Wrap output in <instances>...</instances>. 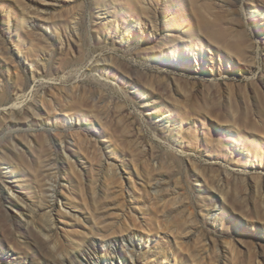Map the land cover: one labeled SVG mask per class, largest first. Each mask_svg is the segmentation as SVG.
<instances>
[{
	"label": "rangeland",
	"instance_id": "rangeland-1",
	"mask_svg": "<svg viewBox=\"0 0 264 264\" xmlns=\"http://www.w3.org/2000/svg\"><path fill=\"white\" fill-rule=\"evenodd\" d=\"M256 8L0 0V264H264ZM200 20L233 74L188 59Z\"/></svg>",
	"mask_w": 264,
	"mask_h": 264
},
{
	"label": "bare ground",
	"instance_id": "bare-ground-1",
	"mask_svg": "<svg viewBox=\"0 0 264 264\" xmlns=\"http://www.w3.org/2000/svg\"><path fill=\"white\" fill-rule=\"evenodd\" d=\"M242 10L244 11V8ZM248 15H249L250 21L252 18L255 17L256 18L255 22H256L257 26H259V24L261 22H263V20H264V9L256 8L255 13L252 11V12H249ZM195 26H196V24H195ZM207 26L208 25H206L205 22L203 23L202 20H200V24L198 23L197 27H194L196 29L195 32L191 31V29H189L190 27L184 30V34H188L187 41H191L195 45V47H187V48H189V51L192 54V56H188V59L191 61L192 58H194L195 64L197 66L201 65L202 68H204V64L206 63L208 69L215 75H219L221 77L222 76L223 77L229 76V75L234 73L235 59L232 57H228L222 51L218 50L219 46L217 44L219 42H217V36H215L212 33L208 34V35H204V34L200 33V32H202L201 30H204L203 28H205ZM240 69H239V71L242 72L243 70L242 69L240 70ZM0 83H1V81H0ZM65 150H67V149H65ZM68 158H71V156L68 155ZM108 164H109L108 166H110V163H108ZM62 201H63L62 198L59 197L57 195V191H55V193L53 194V201L47 206V208H49L48 212L52 213V211L54 209H56L57 204L62 202ZM219 207L222 209L221 205H219ZM218 209L219 208H215V207H213L211 209L213 216L215 215V217H216L218 215V213H219ZM219 216H220V213H219ZM217 218H218V216H217ZM41 232L43 234H46V235L48 234L47 228H45V227L41 228ZM128 238H130V237H128ZM128 241L131 242L132 246H134V247L136 246V243L134 242V240L132 238H130V239L123 238L122 239L123 246H128L129 245ZM106 246L109 247V249H110L111 245H110V243H106ZM93 248H95V251L97 253L96 254L97 258L93 257L94 261L97 264H100L102 261V258H101L102 255L101 254L99 255V252H98L99 250H98L96 242L93 243ZM112 251H113V254L118 256V257L125 256L124 253L120 252V250H112ZM130 252L128 254H130ZM130 255L132 256V264H137V261L134 258V256L132 254H130Z\"/></svg>",
	"mask_w": 264,
	"mask_h": 264
}]
</instances>
